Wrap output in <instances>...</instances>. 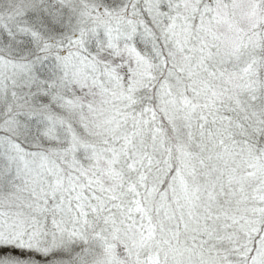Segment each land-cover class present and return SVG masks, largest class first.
I'll return each instance as SVG.
<instances>
[{
    "label": "snow or ice",
    "instance_id": "snow-or-ice-1",
    "mask_svg": "<svg viewBox=\"0 0 264 264\" xmlns=\"http://www.w3.org/2000/svg\"><path fill=\"white\" fill-rule=\"evenodd\" d=\"M0 264H264V0H0Z\"/></svg>",
    "mask_w": 264,
    "mask_h": 264
}]
</instances>
